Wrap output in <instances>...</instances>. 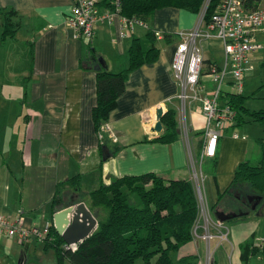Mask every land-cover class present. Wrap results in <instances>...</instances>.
Returning a JSON list of instances; mask_svg holds the SVG:
<instances>
[{
	"label": "crops",
	"instance_id": "0c3cea01",
	"mask_svg": "<svg viewBox=\"0 0 264 264\" xmlns=\"http://www.w3.org/2000/svg\"><path fill=\"white\" fill-rule=\"evenodd\" d=\"M0 9L15 11L17 32L25 26L32 35L31 41L26 43L28 57L24 68L14 66L13 61L10 64L7 86L20 87V94L16 95L14 89L2 91L4 84L0 81V215L12 220L22 217L24 229H42L45 225L50 227L53 214L67 207L72 199L81 202L101 184L108 185L115 178L155 173L165 180L191 181L182 136L171 144L152 141L159 135L153 132L157 109L164 113L168 107L174 108L178 128L181 120L179 87L172 78L177 39L167 43L158 40L157 61L130 73L124 93L106 121L113 136L100 138L92 121L96 104V71L93 69L96 64L88 59V50L102 59L108 71L118 73L128 65L127 50L131 40L143 37L146 29L136 27L121 36L119 19L113 17L111 21L105 19L99 23L92 40L86 41L76 37L69 23L72 0H0ZM197 17L189 8H165L153 14L148 27L159 35H177L191 30ZM16 36L14 40L0 41V45L9 43L10 47ZM199 45L203 71L209 63L217 67L223 65L222 44L218 39L200 41ZM251 75L249 67L244 82ZM200 83L210 93L212 79L203 75ZM18 102L17 107H10ZM184 118L190 146L197 156L203 144L206 121L196 102L185 103ZM248 126L232 128V134L222 133L215 157L203 161L214 167L213 172L201 167L204 199L214 219L216 211H234L230 206L235 200L243 201L250 208L249 196L245 198L240 193L219 200L231 184L236 167L245 161L250 163L253 152L259 154L256 140L263 132L262 135L255 133L258 137L252 146L244 133ZM76 175L81 178L80 192L75 193L69 185L65 186L64 206L52 208L58 184ZM86 185L92 188L87 195L83 193ZM83 203L88 209V201ZM196 227L197 237L192 240L194 252L185 255L199 257L198 242L202 241L203 228L200 222ZM34 240L31 238L19 245L0 237L3 250L0 264L6 262L8 254L19 258V264H27V254Z\"/></svg>",
	"mask_w": 264,
	"mask_h": 264
},
{
	"label": "trees",
	"instance_id": "16d2710c",
	"mask_svg": "<svg viewBox=\"0 0 264 264\" xmlns=\"http://www.w3.org/2000/svg\"><path fill=\"white\" fill-rule=\"evenodd\" d=\"M204 0H120L118 14L124 18H138L149 25L153 14L165 8H189L198 14ZM222 0H209L205 22L220 10ZM247 8L257 7L259 0H244ZM99 9L115 11L114 0H97ZM17 13L10 9H0V41L14 40L17 33ZM176 35L158 34L147 28L141 38H133L127 50L128 65L118 73L101 68L96 71V104L92 109L94 130L100 133L109 114L116 108L118 98L124 93L125 83L131 72L143 65L157 61L158 40L164 43L176 39ZM87 57L93 64L102 59L88 50ZM211 65L207 64L206 71ZM203 69V68H202ZM253 97V96H252ZM248 97L242 93L224 92L219 103L226 104L236 112L232 128H241L256 123L262 128L263 136L256 140L259 159L256 164L247 161L240 163L234 172L229 187L219 196L244 194V184L257 196L264 195V109L249 110L244 104ZM162 132L152 141L171 144L177 141L179 129L177 112L168 107L160 119ZM201 150V146L198 153ZM81 178L76 175L71 180L58 184L52 199V208L64 206L65 186L69 185L75 193L80 192ZM131 195H136L140 206H131ZM88 211L95 218L94 231L75 250H65L64 241L53 224L49 228L48 239L43 250L53 251L55 264H197V256L187 254L176 262L171 253L193 240V228L198 218V201L191 181L165 180L155 173L138 176H123L111 180L108 185L101 184L88 194ZM216 204L214 208L217 206ZM240 258L263 255L264 245L259 248L246 240L240 245Z\"/></svg>",
	"mask_w": 264,
	"mask_h": 264
},
{
	"label": "built area",
	"instance_id": "2783aa9c",
	"mask_svg": "<svg viewBox=\"0 0 264 264\" xmlns=\"http://www.w3.org/2000/svg\"><path fill=\"white\" fill-rule=\"evenodd\" d=\"M262 1L264 0H259L257 7L247 8L244 0H222L220 10L205 22L209 0H204L194 27L176 35L177 47L172 62V78L179 87L177 98L182 105L179 134L186 144L191 183L199 206L193 236L197 237L196 226L200 222L203 228V235L200 238L205 245L206 264H210L213 259L212 241L225 239V234L217 232L218 229L223 228L224 223L214 219L206 205L201 167L205 158L215 157L220 136L225 131L231 132L235 123L236 112L228 105L220 104L219 96L223 84L232 87L235 93L243 92L244 79L249 68V55L262 49V45L254 40L255 35L264 30V8L260 7ZM96 2L97 0H72L69 23L77 38L91 41L97 25L105 19L111 21L113 17L119 19L121 36L126 32H133L136 27L148 28V25L138 18L128 19L119 16L120 0H114L115 11H107L103 14L100 13ZM158 36L160 38L159 34ZM212 38L218 39L222 44L223 65L211 66L206 74H202L203 55L199 43ZM203 75L210 77L214 83L210 93L200 83ZM186 102H196L206 121L203 144L197 156L192 151L186 129L184 118ZM232 133L233 131L230 134ZM103 135L109 138L113 136L106 123L98 134L100 138ZM233 136L237 137L236 134ZM49 228L45 225L42 229L35 227L24 229L22 217L12 220L0 215V237L14 240L19 245H24L31 238L44 243L49 237ZM64 249L75 250L76 245H64Z\"/></svg>",
	"mask_w": 264,
	"mask_h": 264
},
{
	"label": "rangeland",
	"instance_id": "374dc122",
	"mask_svg": "<svg viewBox=\"0 0 264 264\" xmlns=\"http://www.w3.org/2000/svg\"><path fill=\"white\" fill-rule=\"evenodd\" d=\"M260 7L264 8V1L260 3ZM31 39L32 35L29 30L25 26H22L17 32L16 40L13 42V45L10 47L9 43L7 45H0V81L2 82V85L4 84L2 91L14 89L16 95L20 94V87L7 86V83L10 80L8 74L10 72V64L12 61L14 66L16 65V67L24 68L25 58L28 57V47L26 43L31 41ZM254 40L262 45V49L249 55L248 66L252 70V75L244 82L245 86L243 89V95L248 97L244 106L249 110L264 109V30L259 31L255 35ZM206 87L210 88L209 86ZM221 90L235 93V90L232 87L224 84L222 85ZM16 104H19V102L11 104L10 107H17ZM248 125V127L244 128V133L248 137L249 144H253L252 146H254V139L258 137L255 133L257 132L259 135H262V128L256 123H250ZM247 129L248 131L246 132ZM258 159L259 154L253 152L250 156V163L254 165L257 163ZM202 168L204 171L207 168H209L211 172L214 171L213 165L210 166L206 164V162L203 163ZM243 186L246 191H248V193L243 194L245 195V198L246 196H257L250 190L249 185L244 184ZM91 189V186H83V193L87 195L88 192L92 191ZM84 198L85 200L83 201L87 202L88 197L85 196ZM128 202L131 206L141 205L136 195H131ZM234 202L230 206L231 209L234 210L232 212L237 213L241 210L248 212V214L247 216L237 217L233 220L224 222L223 228L218 229L217 232H220L222 235L225 234V239L212 241L211 251L213 259L210 264H264V256L261 254L249 256L247 260H242L240 258L241 248L239 246L246 240L251 241L254 246L259 248L264 245V195L261 197V201L255 210H251L243 201L237 202L235 200ZM95 218L97 220L101 219L100 213ZM193 240H196L195 236H193ZM201 242H198L200 258L197 256V264H206V257L204 254L205 245ZM2 251L3 250L0 248V257ZM193 252L194 246L192 241L191 243L182 246L178 251L171 253V259L176 262L181 256L185 255V253ZM6 256L7 260L4 264H19V258H13V255L11 254ZM22 259L23 258H21V260ZM27 259V264H55L53 251L50 250L45 252L43 250V243L36 240L32 243V247L27 254Z\"/></svg>",
	"mask_w": 264,
	"mask_h": 264
},
{
	"label": "water",
	"instance_id": "95a60500",
	"mask_svg": "<svg viewBox=\"0 0 264 264\" xmlns=\"http://www.w3.org/2000/svg\"><path fill=\"white\" fill-rule=\"evenodd\" d=\"M101 68L106 70V65L101 60L96 64L93 69L95 71ZM163 115L162 109H157L155 112V124L153 132L160 134L162 125L160 119ZM250 203V209L255 210L261 201L260 196H249L247 197ZM247 212L239 211L237 213L229 212H215V218L220 222L224 223L233 220L237 217L245 216ZM53 226L56 233L62 237L64 245H78L85 240L96 228L97 222L92 214L85 207L83 202H76L71 200L69 205L57 212L52 216Z\"/></svg>",
	"mask_w": 264,
	"mask_h": 264
}]
</instances>
